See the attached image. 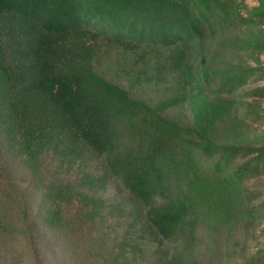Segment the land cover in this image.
Here are the masks:
<instances>
[{"label":"trees","instance_id":"trees-1","mask_svg":"<svg viewBox=\"0 0 264 264\" xmlns=\"http://www.w3.org/2000/svg\"><path fill=\"white\" fill-rule=\"evenodd\" d=\"M258 2L249 8L238 0H0V153L7 139L18 144L36 172L48 154L73 159L90 152L142 208L145 226L165 240L194 236L208 219L213 228L234 225L244 178L264 169V146L253 150L212 136L226 100L192 94L193 123L185 126L131 97L95 70L88 36L93 28L166 47L201 42L213 26H264V0ZM233 39L264 51V37ZM202 75L220 76L221 89L243 78L209 67ZM251 154L257 155L236 164ZM84 177L91 185V176ZM11 183L0 166V199L13 196ZM49 189L60 203L75 202L70 186ZM84 197L81 217L89 222L104 212L103 202ZM243 211L252 221L264 218V204ZM71 219L52 208L43 221L59 231ZM227 254L226 264L261 263L257 254L242 262Z\"/></svg>","mask_w":264,"mask_h":264},{"label":"rangeland","instance_id":"rangeland-1","mask_svg":"<svg viewBox=\"0 0 264 264\" xmlns=\"http://www.w3.org/2000/svg\"><path fill=\"white\" fill-rule=\"evenodd\" d=\"M238 1L249 8L259 3ZM252 36L264 37V26H213L201 42L169 47L114 39L90 28L88 43L96 47L92 63L101 76L178 124L193 123L192 94L201 93L210 102L226 100L228 109L212 136L223 144L256 150L264 146V51L233 39ZM206 67L241 72L242 81L221 89L220 76L204 79ZM7 140L0 166L11 177L13 196L0 199V264H226L228 252L232 261L257 254L264 264V218L252 221L243 213L249 205L264 204V169L244 178L234 225L213 228L208 219L194 236L165 240L145 226L142 208L106 173L99 157L82 151L62 159L51 153L33 172L24 150ZM86 174L93 179L91 185L85 183ZM55 186H70L75 202L57 201L49 192ZM84 196L103 202L104 212L89 222L81 217ZM52 208L60 210L63 219L73 218L67 228L55 231L45 225L44 215Z\"/></svg>","mask_w":264,"mask_h":264}]
</instances>
